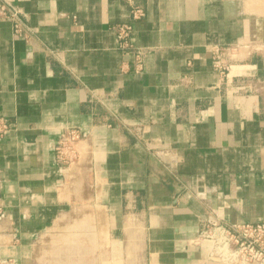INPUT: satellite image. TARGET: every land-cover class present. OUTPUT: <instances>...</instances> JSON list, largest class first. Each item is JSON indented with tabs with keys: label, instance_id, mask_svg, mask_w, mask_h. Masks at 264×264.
Instances as JSON below:
<instances>
[{
	"label": "crops",
	"instance_id": "0c3cea01",
	"mask_svg": "<svg viewBox=\"0 0 264 264\" xmlns=\"http://www.w3.org/2000/svg\"><path fill=\"white\" fill-rule=\"evenodd\" d=\"M2 1L24 34L0 19V264H31L88 205L58 231L96 236L86 263L227 264L198 238L264 221V0ZM68 128L86 137L63 168Z\"/></svg>",
	"mask_w": 264,
	"mask_h": 264
},
{
	"label": "built area",
	"instance_id": "2783aa9c",
	"mask_svg": "<svg viewBox=\"0 0 264 264\" xmlns=\"http://www.w3.org/2000/svg\"><path fill=\"white\" fill-rule=\"evenodd\" d=\"M144 16L138 9L135 19ZM0 19L16 22V33L24 34L19 22V10L10 2L0 0ZM120 45L129 48L128 39L133 33L131 24H119L114 27ZM142 51H139V57ZM216 68L222 73L229 65L223 57V51H217ZM222 56V57H221ZM8 129L6 122L0 117V136ZM86 137L82 129H65L54 146L56 159L63 168H69L78 159V143ZM198 242L207 245L210 259L227 264H264V221L259 223H243L227 226L221 223H206L198 238Z\"/></svg>",
	"mask_w": 264,
	"mask_h": 264
},
{
	"label": "rangeland",
	"instance_id": "374dc122",
	"mask_svg": "<svg viewBox=\"0 0 264 264\" xmlns=\"http://www.w3.org/2000/svg\"><path fill=\"white\" fill-rule=\"evenodd\" d=\"M89 211L96 213V208L94 209V207L90 206V205H88L86 207H81L79 209H76L74 212L68 214L64 219H61L60 221H58L55 224V227H53L52 230H50L47 234H45L44 237L42 239H40L39 242L36 244L34 256L31 260V264H48L47 262L51 261L52 258H54V262H56L55 264H57L60 260H62L63 252L61 249H62V247L65 246L66 243H67L66 245L68 247V245H69L68 240L69 239H70V243L72 242L76 245L74 247L72 246V249H70V253L73 256H70V254L68 252V256H70L69 264H92V262H87V263L85 262L84 248L87 245H90L92 248L94 247L95 243L93 242V240L95 241V239H96L95 235H86L85 237H87V240H85V237L83 238L84 235L80 237L77 233H72V234H69V236H66L65 238H67V239L64 240V236L60 235L58 232L59 230H60V232L62 231V224L65 225L66 227H69L70 225L73 224V222L78 217L81 216V213L83 214V213H87ZM98 221H99V218H98ZM101 225H102L101 222H99L98 226H101ZM91 226H95V223L93 222ZM72 237H76L78 239L73 238V240L75 241V242H73V240L71 241ZM88 237H89V240H88ZM91 237L93 238V240L91 239ZM94 237H95V239H94ZM53 238L56 240H54ZM77 240L78 241L81 240L85 244H82L81 242L78 243ZM90 240H92L91 243L89 242ZM76 241H77V243H76ZM92 243H94V244H92ZM108 245H110L108 238H107V240L103 239L102 241H100V246H102V248L104 246L106 248ZM78 246H81V249ZM78 250H80V251H78ZM72 252H73V254H72ZM105 252L107 254L106 257L108 258L107 262H109L110 261V254H111L110 249L106 248ZM92 253H91V255H94ZM100 253H101V250H100ZM65 256L67 257L66 253H65ZM59 264H62V262L60 261Z\"/></svg>",
	"mask_w": 264,
	"mask_h": 264
},
{
	"label": "bare ground",
	"instance_id": "6f19581e",
	"mask_svg": "<svg viewBox=\"0 0 264 264\" xmlns=\"http://www.w3.org/2000/svg\"><path fill=\"white\" fill-rule=\"evenodd\" d=\"M81 220H82V219H81ZM81 220H80V222H78V221H76V222H77V224H79V226H82V227L85 228V225L87 224L86 222H88L89 220H87L86 222H85V220H84V222L86 223V224H84V226H83V224L81 225V222H82ZM93 221H94V220H93ZM76 222H75V223H76ZM89 223H90V222H89ZM77 224H75V225H76L75 227L78 228ZM73 225H74V224H73ZM91 225H92V224H91ZM71 226H72V225H71ZM93 227H94V226H93ZM79 228H81V227H79ZM79 228H78V229H79ZM87 228H88V227H87ZM90 228H91V227H90ZM75 229H76V228H75ZM75 229H74V230H75ZM81 229H82V228H81ZM85 229H86V228H85ZM85 229H84V230H85ZM82 230H83V229H82ZM87 230H90V229H86L85 231L87 232ZM91 230H92V229H91ZM91 230H90V232H91ZM88 232H89V231H88ZM85 235H87V234H85ZM80 236H81V235H80ZM84 237H85V236H83V238H84ZM73 238L78 239V238H76V237H72V238H71V241L73 240ZM86 238H87V237H86ZM86 238H85V240H86ZM91 239L93 240L92 237H91ZM94 239H95V237H94ZM88 240H89V237H88ZM92 240H90L89 242L91 243ZM77 241H78V240H77ZM77 241H76V243H77ZM69 242H70V241L68 240V243H69ZM73 242H75V241L73 240ZM79 242H81L82 244H85V243H83L82 241H78V243H79ZM84 242H85V241H84ZM93 242L95 243L96 241L93 240ZM71 243H72V242H71ZM71 243H69V245H70ZM87 243H88V242H87ZM94 243H92V244H94ZM77 245H78V244H77ZM79 245H80V244H79ZM72 246L74 247V246H76V245H75L74 243H72V244L70 245V248H71V249H72ZM81 246H82V245H81ZM81 246H78V247L81 248ZM78 251H80V250H78ZM78 251H77V252H78ZM85 251H86V250H85ZM87 251H89V250H87ZM87 251H86V252H87ZM90 251H92V250H90ZM60 254H61V253H60ZM69 254H70V256H73V255H71L70 252H69ZM72 254H73V252H72ZM61 255H62V254H61ZM70 256H69L68 258H70ZM71 262H72V261H71Z\"/></svg>",
	"mask_w": 264,
	"mask_h": 264
}]
</instances>
